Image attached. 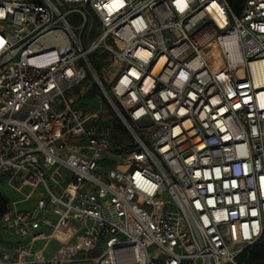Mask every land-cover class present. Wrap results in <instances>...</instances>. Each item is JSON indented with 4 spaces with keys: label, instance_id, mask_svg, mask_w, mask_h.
I'll return each mask as SVG.
<instances>
[{
    "label": "built area",
    "instance_id": "obj_1",
    "mask_svg": "<svg viewBox=\"0 0 264 264\" xmlns=\"http://www.w3.org/2000/svg\"><path fill=\"white\" fill-rule=\"evenodd\" d=\"M93 82L129 144L78 105ZM3 177L21 199L0 264H247L264 248V0H0Z\"/></svg>",
    "mask_w": 264,
    "mask_h": 264
},
{
    "label": "rangeland",
    "instance_id": "obj_2",
    "mask_svg": "<svg viewBox=\"0 0 264 264\" xmlns=\"http://www.w3.org/2000/svg\"><path fill=\"white\" fill-rule=\"evenodd\" d=\"M89 82L90 81L88 79L86 84H88ZM80 90L81 89L76 88V94H79ZM78 105L84 108L87 114L103 112L112 117L115 127L114 141L117 146L122 147L132 141L130 132L115 114L114 110L109 106L108 102L103 98L102 93L100 92L99 88L95 86L94 82L91 84V88L88 89L85 97L80 100ZM6 178L7 177H3L0 180V192L7 198L8 203L12 201H19L21 197L7 186ZM23 190L26 194L31 195V200L28 203H19L17 205L18 210H27L32 208L36 203L37 194L39 192V190H32L31 188H24Z\"/></svg>",
    "mask_w": 264,
    "mask_h": 264
},
{
    "label": "trees",
    "instance_id": "obj_3",
    "mask_svg": "<svg viewBox=\"0 0 264 264\" xmlns=\"http://www.w3.org/2000/svg\"><path fill=\"white\" fill-rule=\"evenodd\" d=\"M230 10L239 14L244 0H225ZM123 114V113H122ZM124 115V114H123ZM7 198L0 192V218L5 214L8 209ZM264 257V248L261 245L253 246L245 250L239 257V261H245L247 264H262Z\"/></svg>",
    "mask_w": 264,
    "mask_h": 264
},
{
    "label": "water",
    "instance_id": "obj_4",
    "mask_svg": "<svg viewBox=\"0 0 264 264\" xmlns=\"http://www.w3.org/2000/svg\"><path fill=\"white\" fill-rule=\"evenodd\" d=\"M118 116V118L123 122V119H122V117L120 116V115H117Z\"/></svg>",
    "mask_w": 264,
    "mask_h": 264
}]
</instances>
